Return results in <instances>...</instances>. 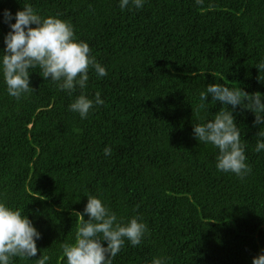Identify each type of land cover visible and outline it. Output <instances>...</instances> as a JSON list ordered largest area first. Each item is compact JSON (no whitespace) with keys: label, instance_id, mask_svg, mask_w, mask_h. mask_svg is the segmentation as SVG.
Returning <instances> with one entry per match:
<instances>
[{"label":"trees","instance_id":"1","mask_svg":"<svg viewBox=\"0 0 264 264\" xmlns=\"http://www.w3.org/2000/svg\"><path fill=\"white\" fill-rule=\"evenodd\" d=\"M24 3L68 21L107 75L89 70L83 91L90 99L99 92L104 104L81 118L69 108L79 87L69 95L37 67L35 91L17 101L0 71V200L41 233L37 256L12 264H36L41 255L66 264L61 245L75 241L87 195L118 221L139 216L148 226L112 264L157 256L165 264H253L264 251V150L255 151L264 123L254 126L255 113L236 106L252 168L244 179L219 171V149L193 129L228 107L211 95L199 107L208 84L264 95L256 67L264 61V0H144L139 9H121L120 0H0V54L11 30L4 11L15 23Z\"/></svg>","mask_w":264,"mask_h":264},{"label":"clouds","instance_id":"2","mask_svg":"<svg viewBox=\"0 0 264 264\" xmlns=\"http://www.w3.org/2000/svg\"><path fill=\"white\" fill-rule=\"evenodd\" d=\"M204 0H196L203 5ZM142 8L144 0H120V7ZM5 22L10 31L5 36L6 48L0 54V71L3 73L8 94L17 101L26 94L35 91L30 86V69L39 68L45 80L51 79L69 95L77 87L82 91L69 105L81 118H87L94 105H103L100 93L90 99L83 91L89 81V70L103 77L107 70L91 55L89 44L75 38L73 26L58 16L41 17L29 3H24L15 13V23L10 10L4 11ZM256 67L260 70L257 79L264 82V61ZM212 101L220 102L222 107L213 119L194 124V137L201 143L211 144L219 149L216 167L225 173H234L244 179L252 172L246 163L245 147L241 132L236 123L234 110L242 106L255 113V125L264 123V95L259 91L249 93L241 88H230L221 83L207 85L206 91L200 93L199 107L205 108L208 96ZM229 105L231 108H229ZM231 109V110H228ZM255 151L264 150V127L256 133ZM110 146L105 147L104 154L111 155ZM88 202L83 212H76L79 222L75 241L61 245L62 257L66 264H112L113 258L121 251L125 240L133 246L139 245L149 229L139 216H133L124 223L118 221L117 215L102 200L94 195H87ZM85 216L88 218L85 219ZM41 233L21 210L9 207L0 200V264H12L14 257L30 259L37 256V240ZM107 241V246L104 245ZM50 259L41 255L36 264H46ZM165 257H154L151 264H165ZM253 264H264V251L253 258Z\"/></svg>","mask_w":264,"mask_h":264}]
</instances>
